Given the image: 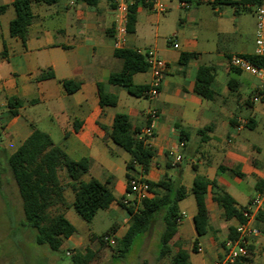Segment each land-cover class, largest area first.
Segmentation results:
<instances>
[{
	"label": "crops",
	"instance_id": "1",
	"mask_svg": "<svg viewBox=\"0 0 264 264\" xmlns=\"http://www.w3.org/2000/svg\"><path fill=\"white\" fill-rule=\"evenodd\" d=\"M120 1L130 4L132 0H99L96 6L82 0L36 2L24 42L10 33V22L16 17L14 0H0V5L7 7L0 14V202L4 194L10 207L23 210L7 157L37 128L48 133L73 159L92 160L82 179L94 177L107 183L115 201L103 210L119 212L123 208L118 201L128 193L126 163L130 155L109 132L115 115L126 113L141 130L148 121L153 126L150 145L156 153L143 177L157 182L168 176L186 187L187 196L179 202L182 218L171 242L172 251L181 246L189 251L192 264H212L224 256L230 230L241 221L225 217L224 208L213 199L210 185L208 231L198 238L194 225L197 203L192 193L195 175L216 181L243 210L260 190L264 177V83L227 62L232 54H254L255 18L249 38V21L243 15L248 11L240 9L236 13L233 6L221 0H157L167 8L163 13L155 9L156 0H139L135 31L128 32L125 47L142 52L155 50L168 62V69L157 96L135 97L108 82L111 71L121 66L114 54L120 48L115 31V9ZM201 4L210 6L212 12L200 16ZM253 6L247 5L252 14ZM172 36L178 48L168 42ZM183 52L198 56L182 67ZM200 65L216 68L214 99H205L194 91ZM49 71L53 77L40 78ZM63 80L77 81L80 87L68 92ZM134 81L150 85V68L135 74ZM99 83L104 84L105 91L118 96L116 105H100ZM13 98L17 101L10 104ZM12 110L18 113L13 115ZM152 110L157 111L154 119L150 117ZM246 130L256 132L261 145L249 139ZM178 153L182 156L179 161ZM64 195L68 206L54 209L64 213L76 231L64 239L59 251L69 257L88 249L98 252L99 234L80 232L74 222L78 219L71 213L74 193L68 188ZM127 221L125 225L116 223L110 242L126 232L129 217L124 222ZM253 222L262 233L250 239L247 255L236 264H264V222L257 218ZM197 238V249L201 246L202 251L192 250ZM88 241L95 246H88ZM100 252V260L93 264H103L112 257L110 249ZM53 259L48 260L52 263Z\"/></svg>",
	"mask_w": 264,
	"mask_h": 264
},
{
	"label": "trees",
	"instance_id": "2",
	"mask_svg": "<svg viewBox=\"0 0 264 264\" xmlns=\"http://www.w3.org/2000/svg\"><path fill=\"white\" fill-rule=\"evenodd\" d=\"M59 0H14L13 6L16 17L10 22L12 36L20 37L24 42L27 38L29 27L33 22V4L42 2L54 4ZM92 6H96L99 0H82ZM192 1V0H182ZM139 0H132L128 8V32L135 31L137 20V6ZM223 4L231 5L235 12L240 9L251 11L247 5H257L264 0H221ZM5 5H0V14L6 11ZM115 57L121 61L118 69L112 70L109 83L126 90L135 97L147 96L149 85L138 84L134 81V75L149 70V64L145 56L128 47L115 50ZM198 56L197 53L183 52L180 55V64L187 66L188 62ZM253 63L264 67V56L245 54ZM216 68L212 65H200L197 71L194 91L205 99H214L215 92L212 88ZM49 71L42 73L40 78L53 77ZM68 92H74L80 87V83L73 80H63ZM100 105L114 106L118 102V96L105 91L104 84H98ZM17 98L10 99V104ZM17 110H12L16 115ZM150 121H148L149 124ZM141 128L135 125L132 118L126 113H117L109 136L119 146L125 149L130 158L126 163L127 192L130 191L129 182L141 173L149 170L156 150L150 144H146L140 137ZM7 161L11 174L18 186L22 198L24 216L27 224L36 230V242L40 245L47 244L54 251H59L65 238L70 237L76 231V227L66 218L62 212L52 213L56 206L67 207L65 191L70 188L74 193L73 208L86 222L90 223L97 212L108 209L115 201L112 190L107 183H103L92 177L84 181L83 176L88 173L92 160L81 158L75 160L70 157L60 146L56 145L52 137L35 128L19 148L8 155ZM140 168L142 169L140 171ZM64 171L67 182H63L61 172ZM152 195L142 199L140 205L135 208L126 205L123 200L118 204L129 214V226L120 237H114L113 242L104 239V236L116 232L114 224L107 232L97 236L101 249L96 252L88 249L82 254L75 252L72 256L73 264H93L101 257L102 249H110L115 258H124L131 250L135 238L149 231L153 223L162 219L163 229L158 259H163L171 254L170 264H192L189 251L178 247L173 252L171 242L178 231L182 218L179 202L186 198V187L176 179L163 176L157 182L148 181ZM212 186L213 199L225 210L227 219L237 218L244 222L243 209L236 206L234 197L223 190L216 181H211L202 174H196L192 185V193L196 198L197 213L194 216V225L198 238L205 235L209 226V210L207 207V194L209 186ZM160 189V191H159ZM256 218L264 222V211H260ZM237 230L231 228L229 239L235 240ZM198 238L192 244V250L197 251ZM249 248V247H248ZM240 257L236 262H239Z\"/></svg>",
	"mask_w": 264,
	"mask_h": 264
},
{
	"label": "rangeland",
	"instance_id": "3",
	"mask_svg": "<svg viewBox=\"0 0 264 264\" xmlns=\"http://www.w3.org/2000/svg\"><path fill=\"white\" fill-rule=\"evenodd\" d=\"M226 9L231 11V7H226ZM198 11L199 15L202 16V13L212 12V8L201 4ZM243 15L249 21L247 32L250 38L255 15L251 11L243 13ZM140 100L146 103L143 98ZM245 135L251 140H258V144L261 145L256 132L246 130ZM61 178L65 183L67 178L64 171L61 172ZM17 193L19 195L18 191ZM3 199L2 203L0 202V264H73L71 257L65 255L64 251H54L47 244H38L35 239L36 230L27 224L23 210H18V206L10 207L4 194ZM71 211L78 219L75 221L70 216L79 227L80 232L93 231L99 235L107 232L116 223L127 224L128 221H124L129 217L124 209L119 210V212L101 209L92 222L88 223L77 214L74 208ZM55 212L56 210L53 208L52 213ZM162 229V219L158 218L148 232L135 238L131 250L124 258L112 256L103 264H170L171 254L163 259H158ZM87 245L95 246L89 241ZM51 257L54 258L52 263L51 260H48Z\"/></svg>",
	"mask_w": 264,
	"mask_h": 264
},
{
	"label": "built area",
	"instance_id": "4",
	"mask_svg": "<svg viewBox=\"0 0 264 264\" xmlns=\"http://www.w3.org/2000/svg\"><path fill=\"white\" fill-rule=\"evenodd\" d=\"M154 7L156 10L162 13L167 10L166 6L157 0L154 1ZM128 8L129 4L126 1H120L115 9L116 40L120 48H124L127 43ZM253 13L256 18L254 54L258 56H264V2L254 5ZM168 42L174 48L179 47V43L174 36L169 37ZM136 51L137 53L145 56L152 73V81L149 85V90L146 92L147 96H157L163 83V76L168 69V62L157 55L156 51L153 49H150L146 52H142L140 49ZM227 62L231 67L248 72L264 83V67L253 63L245 55L232 54L228 57ZM257 99L258 97L256 96L255 100ZM156 116L157 111L152 110L150 112V117L154 119ZM153 134V126L148 124L141 131L140 137L144 139L146 144H150V139L152 138ZM180 146H183V142L180 143ZM181 158V154L178 153L176 155L177 161L181 160ZM129 187L130 191L127 193V196L123 198V203L126 205H132L137 208L144 197L152 195L150 186L147 180L143 177L142 173L138 177L130 180ZM260 211H264V177L262 179L260 190L251 199L248 206L243 210V215L246 220L237 226V238L235 240L228 239L226 242L224 256L215 259L212 264H235V262L240 257L247 255L250 239L254 236H259L262 233L261 229L253 222V220L256 218V215ZM104 239L111 241L112 238L110 235H106L104 236ZM197 250L202 251V247L199 246Z\"/></svg>",
	"mask_w": 264,
	"mask_h": 264
}]
</instances>
